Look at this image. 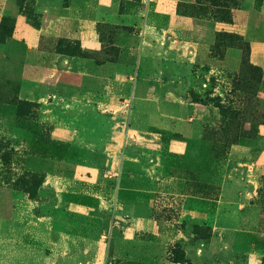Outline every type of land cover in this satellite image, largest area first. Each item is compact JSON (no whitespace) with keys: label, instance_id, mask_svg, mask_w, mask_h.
<instances>
[{"label":"rangeland","instance_id":"obj_1","mask_svg":"<svg viewBox=\"0 0 264 264\" xmlns=\"http://www.w3.org/2000/svg\"><path fill=\"white\" fill-rule=\"evenodd\" d=\"M0 264H264V0H0Z\"/></svg>","mask_w":264,"mask_h":264}]
</instances>
